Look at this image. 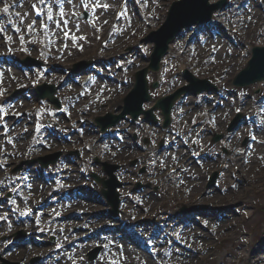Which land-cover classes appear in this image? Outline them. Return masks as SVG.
I'll use <instances>...</instances> for the list:
<instances>
[{"label": "rangeland", "instance_id": "374dc122", "mask_svg": "<svg viewBox=\"0 0 264 264\" xmlns=\"http://www.w3.org/2000/svg\"><path fill=\"white\" fill-rule=\"evenodd\" d=\"M104 14V12H103ZM253 32H255V30H253ZM251 33V32H250ZM254 33L250 34V37H253ZM132 43V42H129ZM258 45H264V40H261V43H258ZM179 49V48H178ZM245 173V170H242L241 174ZM260 181V184H257V181ZM246 183L248 185H246V189H239L238 191H240L239 193L235 194L232 198L225 197L224 202H228L227 204H229L228 206H234L235 208L238 209L239 211V215L237 216V218H234V221L231 220V224L234 222H237L238 219L240 220L243 216V210L247 211L251 206L255 205L257 202L260 204H256L257 206H261V210L259 213H257L256 210H254L256 212V215H252L250 213V216H252V218H254L255 216V221L252 224V226H255L256 229L255 230H250L248 232V241L244 242L240 248L237 251V258H238V262H234L233 264H240L239 259H241L240 261H242L243 259H252L254 260V264L257 262H261L264 263V248L261 249V254H263L262 256H257L255 257L254 253L258 250H260V244L264 241V236H262L260 243L257 246H254L253 249L250 250V247L252 246V244L255 242L256 237L259 234L260 229L262 228V223H264V176H262L261 174H259L258 176L255 177H251L250 181H246ZM237 191V190H236ZM244 199V201H243ZM163 200L167 201L165 206H168V211H172L174 210L178 204L180 202H183L182 198L180 195L175 196V192L174 194H171V192H165ZM230 201V202H229ZM201 202H204V199L201 200ZM223 199L218 198V203L219 204H223ZM156 211H158V209H155ZM241 212V214H240ZM240 233H237L235 236H229V238L234 241L235 239H237L238 235ZM224 241V239H221V242ZM215 242L218 243V241L215 240ZM224 245V244H223ZM222 245V246H223ZM237 244H235L236 246ZM221 246V248H222ZM264 247V246H263ZM236 251V250H234ZM240 251V252H239ZM215 252V251H212ZM227 252L226 251H221V255H225ZM231 254L228 253L227 257H230ZM24 258V257H23ZM22 258V259H23ZM201 258L197 259L193 264H202L201 262ZM217 263V262H216ZM214 263V264H216ZM210 264V263H207ZM241 264H247V262L245 260H243V262Z\"/></svg>", "mask_w": 264, "mask_h": 264}, {"label": "snow or ice", "instance_id": "6c2138e0", "mask_svg": "<svg viewBox=\"0 0 264 264\" xmlns=\"http://www.w3.org/2000/svg\"><path fill=\"white\" fill-rule=\"evenodd\" d=\"M4 2H5V6L0 11H2L3 13H8L9 12V9H10V6L6 3V0H4ZM103 7L107 8L109 6L105 4V5H103ZM32 8L36 12L37 16H39L41 14L39 8L36 5H33ZM50 13H51V8L49 9V19H52ZM60 14H61V16H63V11H61ZM17 15H19V13H17ZM29 27L31 28L32 25H29ZM45 27H47V25H45ZM17 31H19V29H17ZM0 32H3V29L2 28H0ZM65 35H68V33L66 32ZM8 39L10 40L11 37H8ZM73 39H75V37H73ZM237 111H239V109H237Z\"/></svg>", "mask_w": 264, "mask_h": 264}, {"label": "bare ground", "instance_id": "6f19581e", "mask_svg": "<svg viewBox=\"0 0 264 264\" xmlns=\"http://www.w3.org/2000/svg\"><path fill=\"white\" fill-rule=\"evenodd\" d=\"M129 108V103L126 102L124 105L121 106V108L118 110V113L125 112Z\"/></svg>", "mask_w": 264, "mask_h": 264}]
</instances>
